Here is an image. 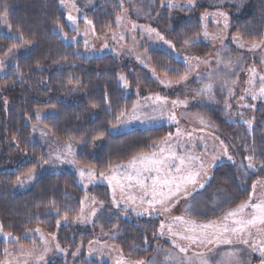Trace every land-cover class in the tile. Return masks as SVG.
<instances>
[{"label": "rangeland", "instance_id": "obj_1", "mask_svg": "<svg viewBox=\"0 0 264 264\" xmlns=\"http://www.w3.org/2000/svg\"><path fill=\"white\" fill-rule=\"evenodd\" d=\"M59 1L66 13V24L74 33L67 38L62 37L66 40L65 43L79 45L77 52L85 58L110 55L121 65L128 66L130 78L120 74L117 83L136 99H144L136 101L128 115L111 128L112 134H121L140 127L166 125L171 128V133L159 145L168 140H176L175 143H183L193 148L194 143L201 138L199 135L204 134L209 139L204 143L213 150L212 157L216 159L212 163V184L217 183L219 187L227 190L231 197L228 207L237 208L238 205H235V198L229 190L217 182L224 174L232 173L237 182L248 190V197L242 203L249 201L250 194L252 203L264 198V97L258 95L264 84L260 80L264 76V38L257 44L259 47L250 50L252 45L243 43L233 32V23L251 11L252 0H118L122 9L118 16L119 22L117 17L113 27L102 34L95 32L94 16L102 0ZM69 16L73 17L74 22L68 19ZM190 20L200 21L202 34L194 41L195 44L180 45L174 40V32ZM149 29L152 31L149 32ZM0 35L16 38L3 18H0ZM30 47V44L22 43L10 50L0 63V74L3 75L8 68L14 67L18 58L25 55ZM157 50L169 53L184 64L186 73L183 77L186 79L172 81L156 75L150 65L148 53ZM186 58L188 63H185ZM251 69H255V76ZM120 77H124V80ZM206 86L210 88L204 91ZM252 92L257 93V99H252ZM82 96V91L76 87L71 88L63 98L73 104ZM156 96L166 98L167 104L155 103ZM172 101L181 103L174 107ZM5 108V101L0 98V173L15 172L25 159L18 146L6 140ZM48 115L49 113L38 115L37 122L30 125V138L40 144L50 141L48 130L41 124ZM171 116L175 117V121L169 119ZM260 145L261 149L258 148ZM225 150L228 155L224 154ZM257 152L263 154V164L254 159ZM57 156L60 160L56 159ZM75 156V149L71 144L63 145L58 151L48 155L40 170L23 177L18 190L28 189L36 178L50 171L67 168L75 173L78 184L87 194L82 202L80 216L62 228L71 235L78 232L85 234L89 237L88 240L79 244L76 250H71L62 244L59 232L49 235L35 230L26 235L34 242L29 247H23L6 235L0 226V251L3 253L0 262L48 264L63 260L67 264H75L83 257L86 261L96 260L106 264H117L121 259L126 264H135L138 260H143L146 264H177L179 260L198 264L201 257L197 255L195 247L199 245L189 246L187 242L178 239L176 244L188 247V251L182 253L169 240L167 244H147L148 234L144 239L143 249L147 255L139 250L132 254H123L117 244L122 237V228L125 223L136 221L135 224L139 220L105 211L106 205L108 209H112L106 200L104 189L101 188L104 186L102 183L106 182L105 179L102 175L97 177L93 172L94 177L90 179L91 171L78 165ZM249 156L253 158L251 163L254 167L251 169L248 168L249 160L245 159ZM110 171L106 172L107 176ZM80 172L84 173L83 177ZM254 183L257 187L253 193ZM203 184L208 186L211 181L208 179ZM250 213L251 209H246L244 215ZM141 221L145 224L142 226L145 234L147 228L149 233L150 230H155L156 224ZM260 240H264V234H252V244ZM249 249L235 244L234 251L240 256L239 259H244L243 264H251L253 258L261 256L259 244L257 250L254 251L251 246Z\"/></svg>", "mask_w": 264, "mask_h": 264}, {"label": "trees", "instance_id": "obj_2", "mask_svg": "<svg viewBox=\"0 0 264 264\" xmlns=\"http://www.w3.org/2000/svg\"><path fill=\"white\" fill-rule=\"evenodd\" d=\"M121 11L118 0H102L94 13L95 32L102 34L110 30ZM0 18L5 19L16 35V38L0 35V63L17 45H31L14 67L0 74V98L6 103V140L14 142L25 158L15 172L0 173V226L23 247L34 242L26 235L38 229L49 235L59 232L62 244L76 250L89 237L79 232L71 235L62 227L81 214L87 192L78 184V176L67 168L50 171L36 178L24 191L18 190L21 179L40 170L48 155L65 144L74 147L78 165L100 176L130 162L134 156L156 150L153 146L159 145L171 133V128L110 132L128 115L136 101L133 94L125 92L117 83L120 74L130 78L128 66L110 55L85 58L77 52L79 45L66 44L62 37L74 33L66 24V13L59 0H0ZM233 32L247 45L262 41L264 0H252L251 11L233 23ZM201 34L200 21L190 20L179 26L173 36L180 45H192ZM148 59L158 76L174 81L186 73L185 65L165 51H151ZM76 87L83 96L69 104L63 96ZM42 113H49L41 121L50 135L46 144L30 138V125ZM254 159L263 164L262 153H255ZM217 182L234 196L235 205L248 197V190L232 173L221 175ZM142 226L145 224L141 220L124 224L117 243L123 254L136 250L148 254L143 251L148 228L145 234ZM48 264L67 263L58 260ZM75 264L106 263L80 257Z\"/></svg>", "mask_w": 264, "mask_h": 264}, {"label": "snow or ice", "instance_id": "obj_3", "mask_svg": "<svg viewBox=\"0 0 264 264\" xmlns=\"http://www.w3.org/2000/svg\"><path fill=\"white\" fill-rule=\"evenodd\" d=\"M61 3H64V0H61ZM221 15H223V13H221ZM68 19L74 22L73 17L69 16ZM117 19L119 22V17ZM225 20H227V17H225ZM133 27L135 28V25H133ZM225 27H227V24H225ZM151 31L152 29H149V32ZM160 38L163 39V37ZM235 39L236 38H234V40ZM240 47H243V45H240ZM257 47H259V45L253 44L250 50H254ZM185 63H188L187 58L185 59ZM250 71L253 73V76H255V69H251ZM120 79L124 80V77H120ZM181 79H186V77H181ZM260 80L264 82V76H261ZM161 83H164V81H161ZM125 86H127L126 81ZM209 88L210 86H206L204 91H207ZM258 95L264 97V84L260 87ZM148 99H153V97H148ZM241 99H243V97H241ZM252 99H257L256 92H252ZM154 101L160 105L167 104L166 98H161L160 96L154 97ZM179 103L181 102L172 101L174 107ZM244 106L247 107V105ZM169 119L175 121L174 116L169 117ZM201 123H203V120H201ZM248 123L249 127H251V122L249 121ZM177 134L179 135V130ZM168 139H171V137ZM153 147H158L159 152L154 151L151 155L134 156L131 159L126 167L131 169L132 172L119 173L118 169L125 166L118 165L115 169H112L113 174L111 176H104V174L101 173L103 178L108 181L109 186L113 188L114 203L115 191L117 188H119L123 195L126 186L138 187L142 193L139 197L141 203L146 202L149 208L153 211H155L156 205H160L162 211L166 213L170 211L169 202L172 201L173 198L179 197L182 193L186 197L188 194V186L197 183V177H199L201 173L200 170H195L192 167V161L195 160L199 162L198 157L192 155H177L171 146L165 148L161 145H154ZM224 154L228 155L227 150H225ZM56 159L60 160V157L57 156ZM213 159H215V157ZM228 159L232 160V157L228 156ZM245 159L249 160L248 168H253L254 165L251 163L253 158L249 156L245 157ZM69 163H71V161H69ZM137 165L140 166L137 167ZM203 167V163L200 162V169H203ZM146 172L156 174L151 177L150 184L145 183V177L143 174ZM80 175L83 177L84 173L80 172ZM93 177L94 174L89 172V178L92 179ZM122 181H134V184L126 185ZM199 186L200 188L205 187L203 183ZM256 187L257 185L254 183L252 185L253 193L255 192ZM146 197L148 199L145 201ZM128 199L133 203L136 201L135 196L130 195L128 196ZM251 201L252 195L250 194L248 202L241 203L237 208L227 211L219 222L209 221L208 223H197L194 220H185L183 216L173 217L174 222H176L177 230L174 231V225L169 224L167 225L168 233L170 236L177 237L179 240L187 241L189 246L214 245L218 247L221 244L230 245L232 244L233 238H235L239 243L251 246L254 251L257 250V244H259L258 250L261 255H264V240H260L257 243L250 245V238H252L250 229L256 228L258 232H264V198L256 203H252ZM178 202V200L175 201V203ZM175 203H172L171 207H174ZM190 208L191 205H189L185 211L188 212ZM246 209H251V213L247 216L244 215ZM145 210L147 211V209ZM164 228L165 225L161 224V229ZM37 231L39 230L37 229ZM162 234L163 232H161V235ZM7 238L8 237L6 236L5 239ZM173 247L179 248V251L182 253L188 251V247L178 245L175 242L173 243ZM73 255H75V253ZM197 255L201 257L198 264H223L222 261H211L210 258L205 257L202 253H197ZM224 255L228 258L229 264H243V261L238 259V253L235 251L225 253ZM0 264H3V262H0ZM117 264H126V261L121 259L117 261ZM135 264H146V262L138 260L135 261ZM177 264H193V262L179 260ZM262 264H264V262H262Z\"/></svg>", "mask_w": 264, "mask_h": 264}, {"label": "crops", "instance_id": "obj_4", "mask_svg": "<svg viewBox=\"0 0 264 264\" xmlns=\"http://www.w3.org/2000/svg\"><path fill=\"white\" fill-rule=\"evenodd\" d=\"M140 100H144V99H141V98L136 99L137 102H139ZM145 122H148V120H145ZM161 126H166V125H161ZM144 128H152V127H140L139 129H144ZM199 137L201 138L194 143L195 144L194 148L193 146L183 145V143L181 144L175 143L177 142L176 140H168L161 144V146L165 148H168L169 146H171L173 151H175L177 155H181V156L192 155L194 157H198L199 162L195 160L192 161V167L195 170H200V173H201L200 176L197 177V183L194 185L188 186V189H187L188 194L186 197L182 193L179 197H175L173 198L172 201L169 202V206H170L169 212H166V213L163 212L160 205H156L155 211H153L151 208H149L146 202L141 203L139 197L141 196L142 193L138 187H127L126 186L123 195L121 194L119 188H117L115 191V203H114L113 188L109 186V183L106 179H105L106 182L102 183L104 184V186L101 185L102 186L101 188L104 189L106 193V200L108 201L112 209H108L106 205L105 211H108V212L111 211L121 216H128L132 218V220L133 219L134 220L135 219L145 220L148 224L149 223H153V225L156 224V227L154 225V228L156 231L154 230V231H151L150 233L149 231H147V234H148L147 238L149 240L147 244H152V245L153 244L156 245L158 243L167 244V240H169V242L178 241V238L174 236H170L167 230V225L169 224L174 225V231L177 230L176 222H174L173 217L183 216L185 220H194L197 223H208L209 221L219 222L227 211L235 209V208L228 207L231 204L230 202L231 197L229 196L227 190L219 187L217 183L212 184L213 182L212 163H214L216 159H213L214 157H212L213 150H210L209 146L207 147L206 143H204V141L208 142L209 139L206 136H204V134H200ZM155 152H159V148L155 150ZM151 153H148L145 155H151ZM200 162H202L204 165L203 169H200ZM128 164L129 162L124 165H121L125 167L119 168L118 172L119 173L132 172L131 169L126 167ZM139 166L140 165H137V167ZM108 173H106V176ZM112 174L113 172L110 171L109 176H111ZM143 175L145 177V183L150 184L151 177L156 174L146 172ZM118 178H119V175H118ZM208 179L211 181V184H209L208 186H205L204 188H200L199 185ZM122 182L125 183L126 185L134 184V181H122ZM130 195L136 197L135 203H133L132 201L128 199V196ZM147 199L148 198L146 197L145 201ZM176 200H178L179 202L175 203ZM172 203H175L174 207H171ZM189 205H191V208L188 212H186L185 209L188 208ZM145 209H147V211ZM161 224L165 225L164 229H161ZM161 232H163L162 235H161ZM251 233L256 234V235L257 233H261V235L264 234V232H258L256 228H253ZM251 240L252 238H250V245L252 244ZM183 242L186 243L187 241H183ZM235 244L241 245L242 248L246 247L247 250H250L249 249L250 246L247 247L246 245L239 243L238 240L235 238H233L232 244L230 245L221 244L218 247L214 245H199L198 247H195V250L198 253L204 254L205 257L210 258V260L213 262L222 261L223 264H229L228 258L226 257L227 260L224 259L225 258L224 254L234 251ZM221 254L222 256H220ZM261 256L253 258L251 260V264H262V262H264V255H261ZM239 257L240 256L238 255V259ZM241 259L244 263L245 262L244 259L243 258Z\"/></svg>", "mask_w": 264, "mask_h": 264}]
</instances>
